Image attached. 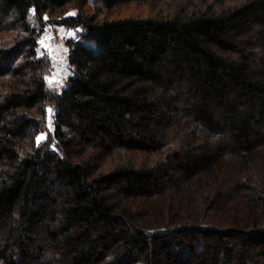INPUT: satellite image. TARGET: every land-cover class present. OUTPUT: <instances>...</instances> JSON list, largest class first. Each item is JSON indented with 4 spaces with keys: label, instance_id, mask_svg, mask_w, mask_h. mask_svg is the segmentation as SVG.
Here are the masks:
<instances>
[{
    "label": "trees",
    "instance_id": "16d2710c",
    "mask_svg": "<svg viewBox=\"0 0 264 264\" xmlns=\"http://www.w3.org/2000/svg\"><path fill=\"white\" fill-rule=\"evenodd\" d=\"M0 264H264V0H0Z\"/></svg>",
    "mask_w": 264,
    "mask_h": 264
},
{
    "label": "rangeland",
    "instance_id": "374dc122",
    "mask_svg": "<svg viewBox=\"0 0 264 264\" xmlns=\"http://www.w3.org/2000/svg\"><path fill=\"white\" fill-rule=\"evenodd\" d=\"M68 13H73V10L69 9ZM132 13V14H145L147 10L145 7L130 5L123 7L120 14ZM79 28H68L62 25L47 24L43 27L41 34L38 37V54H46L51 60V68L46 75L48 88L54 91H58L64 84L67 76L71 73V66L67 60V46L65 41L67 39L75 38ZM75 34V35H73ZM52 117L53 109L48 107L47 109V129L45 132H40L37 136L41 137V141H45L49 132L52 130ZM36 136V137H37Z\"/></svg>",
    "mask_w": 264,
    "mask_h": 264
},
{
    "label": "snow or ice",
    "instance_id": "6c2138e0",
    "mask_svg": "<svg viewBox=\"0 0 264 264\" xmlns=\"http://www.w3.org/2000/svg\"><path fill=\"white\" fill-rule=\"evenodd\" d=\"M45 19H47V17H45ZM75 35V34H73ZM37 51L39 52V49H37ZM45 79H47V77H45ZM36 141H37V144L39 145L40 141H41V137L40 136H37L36 137Z\"/></svg>",
    "mask_w": 264,
    "mask_h": 264
}]
</instances>
